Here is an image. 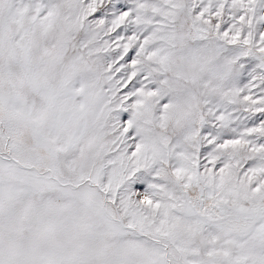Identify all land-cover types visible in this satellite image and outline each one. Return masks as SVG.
Wrapping results in <instances>:
<instances>
[{"label":"snow or ice","instance_id":"obj_1","mask_svg":"<svg viewBox=\"0 0 264 264\" xmlns=\"http://www.w3.org/2000/svg\"><path fill=\"white\" fill-rule=\"evenodd\" d=\"M0 264H264V0H0Z\"/></svg>","mask_w":264,"mask_h":264}]
</instances>
